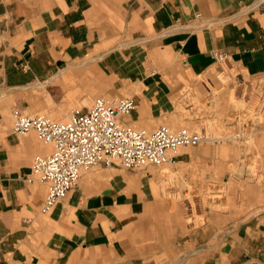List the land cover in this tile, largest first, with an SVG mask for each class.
<instances>
[{"label": "crops", "instance_id": "1", "mask_svg": "<svg viewBox=\"0 0 264 264\" xmlns=\"http://www.w3.org/2000/svg\"><path fill=\"white\" fill-rule=\"evenodd\" d=\"M159 52L181 58L188 75L222 53L249 76H264V0H0V264H264V210L238 224L233 219L245 215L210 214L192 227L150 168H94L43 212L47 187L33 165L54 148L34 132H13V112L29 98L22 91L46 85L53 104L69 109L95 100L99 75L112 79L108 89H122L135 74L150 93L123 123L156 129L152 120L173 105L181 74L165 64L149 71L143 59ZM256 146L264 158V133ZM231 150L183 148L167 165H213L225 181Z\"/></svg>", "mask_w": 264, "mask_h": 264}, {"label": "rangeland", "instance_id": "2", "mask_svg": "<svg viewBox=\"0 0 264 264\" xmlns=\"http://www.w3.org/2000/svg\"><path fill=\"white\" fill-rule=\"evenodd\" d=\"M143 60L149 71L158 64H165L177 66L181 73L179 83L170 91L173 105L169 110L158 109L157 118L160 120H152L156 129L160 125L175 132L188 129L218 140L211 144L225 149L232 147L233 159L227 165V172L231 177L225 181L215 173L213 165L203 171L197 170V167L188 169L178 166L176 170L170 165L151 167V172L159 176L165 197L175 201L182 213H185L190 226L195 228L206 225L210 214L228 215L234 211L245 215L233 219L238 224L264 210L261 194L264 184V158L257 152L256 146L257 135L264 133V76H249L229 58L215 59L211 67L195 75H188L182 59L167 52H159L158 55L148 53ZM99 76L95 83L102 85V89L95 90V99L103 97L118 100L132 97L137 100L150 93L147 81L134 80L135 74H131L129 82H125L129 88L122 89H108L112 79L105 75ZM22 92L29 96L28 101L24 99L23 105L16 107L15 111L31 116L44 115L59 123L68 122L75 110L90 107L93 103L86 100L69 109L64 103L54 105L50 98L54 91L46 85H32ZM44 97L50 103H45ZM146 108H149L148 105ZM135 128L149 132L156 130ZM258 168H261V173ZM122 171L137 172L125 169ZM86 172L93 175L96 170ZM252 193L257 194L259 201L256 203L247 200L252 197ZM228 219L217 220L226 223Z\"/></svg>", "mask_w": 264, "mask_h": 264}, {"label": "built area", "instance_id": "3", "mask_svg": "<svg viewBox=\"0 0 264 264\" xmlns=\"http://www.w3.org/2000/svg\"><path fill=\"white\" fill-rule=\"evenodd\" d=\"M200 19V15L197 16ZM216 60L227 58L215 53ZM136 109L132 97L97 98L90 107L77 109L65 123L44 115L13 112V132L36 133L52 154L38 157L33 173L47 187L43 208L50 212L79 185L82 175L99 166L142 171L171 162L170 153L218 140L188 129L172 131L162 126L154 132L125 125L123 118Z\"/></svg>", "mask_w": 264, "mask_h": 264}]
</instances>
